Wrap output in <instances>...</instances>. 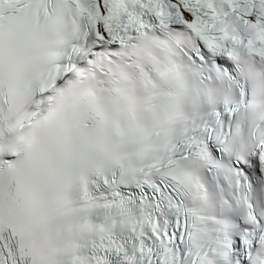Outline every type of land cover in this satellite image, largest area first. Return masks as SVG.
Segmentation results:
<instances>
[{"label":"snow or ice","instance_id":"6c2138e0","mask_svg":"<svg viewBox=\"0 0 264 264\" xmlns=\"http://www.w3.org/2000/svg\"><path fill=\"white\" fill-rule=\"evenodd\" d=\"M242 54L264 0H0V264H264Z\"/></svg>","mask_w":264,"mask_h":264},{"label":"clouds","instance_id":"9594fccd","mask_svg":"<svg viewBox=\"0 0 264 264\" xmlns=\"http://www.w3.org/2000/svg\"><path fill=\"white\" fill-rule=\"evenodd\" d=\"M242 67L247 70H251L258 74L259 79L264 82V62L257 57H250L247 54H242Z\"/></svg>","mask_w":264,"mask_h":264}]
</instances>
